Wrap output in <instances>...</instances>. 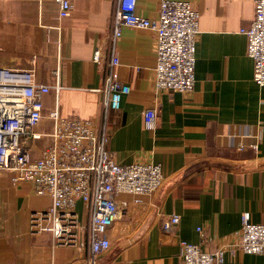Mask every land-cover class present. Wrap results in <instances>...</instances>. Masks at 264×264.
<instances>
[{"label": "crops", "instance_id": "obj_1", "mask_svg": "<svg viewBox=\"0 0 264 264\" xmlns=\"http://www.w3.org/2000/svg\"><path fill=\"white\" fill-rule=\"evenodd\" d=\"M187 1L200 12L194 88L158 89L156 32L124 26L114 71L130 91L114 109L105 105V75L117 0H72L66 18L51 0H0V68L33 71L38 81L61 85L58 95L44 97L36 130L53 129L58 106L62 117L104 126L118 162L163 167L159 191L140 201L124 197L127 209L109 229L112 246L98 264H185L183 240L224 249L220 264H264V253L231 252L243 217L264 223V85L254 80L241 31L254 18L255 0ZM161 2L137 0V13L157 18ZM150 108L157 112L152 129L144 121ZM50 204L31 182L14 183L0 171V264H88L86 248L57 244L50 232L33 229L32 214ZM78 211L85 223L81 201ZM172 214L180 222L167 232L162 220Z\"/></svg>", "mask_w": 264, "mask_h": 264}, {"label": "built area", "instance_id": "obj_2", "mask_svg": "<svg viewBox=\"0 0 264 264\" xmlns=\"http://www.w3.org/2000/svg\"><path fill=\"white\" fill-rule=\"evenodd\" d=\"M51 1L58 5L59 18L71 14L72 0ZM113 18L111 58L105 75L107 107L119 109L123 94L130 91L114 71L120 62L116 44L124 26L156 32L158 89L175 92L194 88L200 12L190 1L162 0L159 16L148 18L137 13V0H117ZM241 31L247 35V52L254 60V80L264 85V0H255L254 18ZM100 50H96V60ZM60 88L59 83L38 81L33 71L0 68V171H7L14 183L31 182L36 194L51 198L48 208L32 214L33 229L50 232L57 244L86 248L87 263L98 264L99 255L112 246L109 229L127 209L124 197L140 201L142 196L159 191L165 179L163 167L155 162H118L107 147L104 126L62 117L58 106L50 115L53 129L37 131L43 119L44 97L52 90L58 95ZM156 119V109H147L145 126L154 128ZM46 138L51 142L39 146ZM79 201L85 205V223L78 211ZM179 222L180 215L172 214L162 220V227L171 232ZM181 248L185 264H220L225 254L222 248L208 251L186 240L181 241ZM238 249L264 253V223L243 217L239 239L231 252Z\"/></svg>", "mask_w": 264, "mask_h": 264}, {"label": "water", "instance_id": "obj_3", "mask_svg": "<svg viewBox=\"0 0 264 264\" xmlns=\"http://www.w3.org/2000/svg\"><path fill=\"white\" fill-rule=\"evenodd\" d=\"M30 142H31V140L29 139L28 142H27V144H30Z\"/></svg>", "mask_w": 264, "mask_h": 264}]
</instances>
